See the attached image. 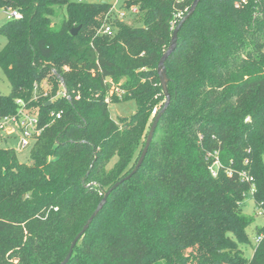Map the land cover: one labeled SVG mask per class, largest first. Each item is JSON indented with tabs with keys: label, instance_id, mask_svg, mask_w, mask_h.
Returning <instances> with one entry per match:
<instances>
[{
	"label": "trees",
	"instance_id": "16d2710c",
	"mask_svg": "<svg viewBox=\"0 0 264 264\" xmlns=\"http://www.w3.org/2000/svg\"><path fill=\"white\" fill-rule=\"evenodd\" d=\"M192 2L125 0L135 27L107 3L0 0L22 15L0 28V120L20 101L42 129L27 164L0 146V264H60L133 170L165 102L157 64ZM165 68L170 102L145 159L68 264H264V240L249 260L241 250L252 186L264 211V0H201ZM126 101L135 112L112 119L108 105Z\"/></svg>",
	"mask_w": 264,
	"mask_h": 264
},
{
	"label": "rangeland",
	"instance_id": "374dc122",
	"mask_svg": "<svg viewBox=\"0 0 264 264\" xmlns=\"http://www.w3.org/2000/svg\"><path fill=\"white\" fill-rule=\"evenodd\" d=\"M72 2H81V3H107L112 6V17L117 18L118 20L124 22L127 25H132L135 27L141 26V21H137L135 17L126 9H124L125 0H70ZM123 12L124 17L120 18L119 13ZM61 18V17H60ZM7 22L3 11L0 9V28ZM59 21L57 20V23ZM5 45V38L0 35V50ZM10 93V86L7 82L6 78L4 77L1 69H0V95H9ZM110 111V117L116 120L118 117H129L131 116L135 110L136 105L133 101H126L121 103H111L108 105ZM36 115L31 114L29 119H33ZM10 128H6V139H0V146L5 149H13L15 156L19 163L27 164L29 163V154L32 149V144L28 147L20 148L18 146L19 140V132L17 129L12 125L9 124ZM3 133L0 131V136ZM114 161V160H113ZM113 161L108 164V169H110L113 165ZM242 214L247 218L250 219V225L248 226L246 232L248 235V242L241 246V250L243 252V256L245 259H250L254 253L256 248V243L254 241L255 237V228H262L263 227V218L258 215V210L254 207V201L251 194H248L242 202L241 205Z\"/></svg>",
	"mask_w": 264,
	"mask_h": 264
},
{
	"label": "water",
	"instance_id": "95a60500",
	"mask_svg": "<svg viewBox=\"0 0 264 264\" xmlns=\"http://www.w3.org/2000/svg\"><path fill=\"white\" fill-rule=\"evenodd\" d=\"M200 1L201 0H193L190 8L187 10L185 15L180 18V20L178 21L177 25L172 30L170 44H169L167 50L164 52V54L162 55V57L160 58V60H159V62L157 64L156 73H157V76H158V80H159V84H160L162 93H163V95L165 97V102H164L162 108L159 110V112L156 114V116L153 119V122H152V124L150 126V129L148 131V135H147L143 150L141 152V155H140L135 167L130 172V174H128L125 178H123L119 182L115 183L111 188H109L106 192H104L101 201L96 206V208L92 212V214L89 216V218L87 219L86 223L84 224V226L82 227L80 232L72 240L65 258L62 260V262L60 264H68V262L71 259L73 250H74L77 242L80 240L82 235L88 230L89 226L91 225V223L93 222L95 217L98 215V213L105 206V204L107 202V198L112 193V191L118 185H120L123 181L130 179L139 170V168L141 167V165H142V163H143V161L145 159V156H146V154L148 152V149H149V146L151 144V141L153 139L154 132H155V129L157 127V124H158L160 118L162 117V115L164 114V112H165V110L168 107V104L170 102V96H169L168 88H167L168 78H167V73H166V68H165V62H166L167 58L175 51V49L177 47L178 33H179L181 27L194 14V12H195V10L197 8V5L199 4ZM78 30H79V27L73 28V29L70 30V34L72 36H75L76 33L78 32ZM62 87H64L63 84H62ZM50 104H51L50 102H47L46 106H49Z\"/></svg>",
	"mask_w": 264,
	"mask_h": 264
},
{
	"label": "built area",
	"instance_id": "2783aa9c",
	"mask_svg": "<svg viewBox=\"0 0 264 264\" xmlns=\"http://www.w3.org/2000/svg\"><path fill=\"white\" fill-rule=\"evenodd\" d=\"M241 3H245V0H241ZM1 11H3L7 21L19 20L22 17V15L20 14L19 11L12 9L10 7L3 8V9H1ZM119 17L123 18L124 13L123 12L119 13ZM104 34L111 35L112 34L111 28L106 27L104 29ZM42 85L46 86V84H44V83ZM60 87H61L62 91L59 94L61 96H63L64 98L69 99V96L64 92L62 85ZM116 93L118 94L119 91H116ZM17 104L20 106V108L17 112V117H5V118L0 120V131L3 133V135L0 136V139H6L7 138L6 137V132H7L6 128H10L9 124H12L17 129V131L19 132L18 146L20 148L28 147L30 144H32V146H33L37 137L40 135L42 129L38 128V120H37L36 116L33 119H29L30 115L25 113V108L21 104V102L17 101ZM155 113H156V109H154L152 111L153 115ZM59 118H60V115H56V119H59ZM217 166H218V162H215L210 168V173L213 177H215V175H216ZM239 176H240L242 181H245V182L251 184V186H252L253 178L248 177L246 175V173H244V172L240 173ZM253 191H254V188L252 186L250 189V194H253ZM257 210H258V215H260L264 221V211L262 209H257ZM262 228H263L262 232L258 233L254 237V241L256 244H259L262 240H264V223H263Z\"/></svg>",
	"mask_w": 264,
	"mask_h": 264
}]
</instances>
